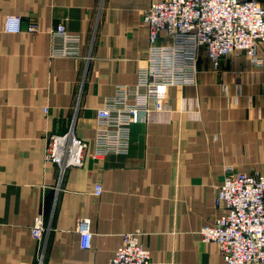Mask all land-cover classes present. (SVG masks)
<instances>
[{"label": "crops", "instance_id": "1", "mask_svg": "<svg viewBox=\"0 0 264 264\" xmlns=\"http://www.w3.org/2000/svg\"><path fill=\"white\" fill-rule=\"evenodd\" d=\"M153 1L0 0V264H37L39 247L43 264H109L134 231L155 264H223L199 231L224 213L214 199L226 167L264 175V45L259 65L235 52L217 70L200 50L196 85L161 90L156 109L166 112L131 128L127 156H90L97 109L136 82ZM8 15L21 18V33L4 32ZM58 25L81 37V57L50 56ZM69 128L88 149L59 178L44 159L46 137ZM38 216L49 228L40 246L31 237Z\"/></svg>", "mask_w": 264, "mask_h": 264}, {"label": "built area", "instance_id": "2", "mask_svg": "<svg viewBox=\"0 0 264 264\" xmlns=\"http://www.w3.org/2000/svg\"><path fill=\"white\" fill-rule=\"evenodd\" d=\"M148 29L144 57L139 60L136 82L118 85L96 111V127L90 156L97 160L107 156H127L131 128L147 122L159 110L157 101L167 87L195 86L200 50L214 70L232 53L243 52L254 65L262 61L257 49L264 45V7L261 0H154L143 15ZM8 34L22 32V20L15 15L4 19ZM28 32L36 27L29 26ZM50 56L81 57V37L70 34L63 25L50 31ZM47 113V110H45ZM88 144L72 128L63 135H48L44 159L65 171L81 167ZM97 185L94 195L100 196ZM214 203L224 213L212 226L199 231L203 243H215L223 264H264V175L234 172L226 167ZM49 228L42 216L35 218L31 237L40 246ZM80 246L91 247V224L81 219L77 229ZM140 231L125 233L109 264H155L142 245ZM37 264H43V249L38 248Z\"/></svg>", "mask_w": 264, "mask_h": 264}]
</instances>
